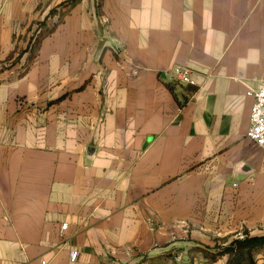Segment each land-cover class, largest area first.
Listing matches in <instances>:
<instances>
[{"label": "crops", "instance_id": "crops-1", "mask_svg": "<svg viewBox=\"0 0 264 264\" xmlns=\"http://www.w3.org/2000/svg\"><path fill=\"white\" fill-rule=\"evenodd\" d=\"M263 80L264 0H0V264H236Z\"/></svg>", "mask_w": 264, "mask_h": 264}, {"label": "built area", "instance_id": "built-area-1", "mask_svg": "<svg viewBox=\"0 0 264 264\" xmlns=\"http://www.w3.org/2000/svg\"><path fill=\"white\" fill-rule=\"evenodd\" d=\"M171 79L177 83L190 84V70L182 66H175L169 70ZM253 97V103L249 114V126L246 136L253 141L256 146L264 150V80L253 92H248ZM66 225L61 226L65 230ZM76 258V253L71 254V259Z\"/></svg>", "mask_w": 264, "mask_h": 264}, {"label": "trees", "instance_id": "trees-1", "mask_svg": "<svg viewBox=\"0 0 264 264\" xmlns=\"http://www.w3.org/2000/svg\"><path fill=\"white\" fill-rule=\"evenodd\" d=\"M37 41V40H36ZM264 243V237L259 238H250L245 239L242 242L236 241V256L234 258V261H236V264H242V262H245L246 264H253L252 259L250 258V251L255 250L257 247V243ZM231 251V248H226L225 250L221 251V253Z\"/></svg>", "mask_w": 264, "mask_h": 264}, {"label": "rangeland", "instance_id": "rangeland-1", "mask_svg": "<svg viewBox=\"0 0 264 264\" xmlns=\"http://www.w3.org/2000/svg\"><path fill=\"white\" fill-rule=\"evenodd\" d=\"M255 250H260L264 252V243H257V247H255Z\"/></svg>", "mask_w": 264, "mask_h": 264}]
</instances>
